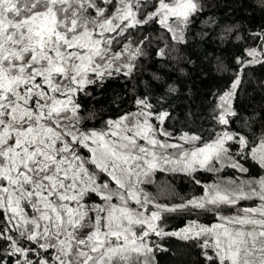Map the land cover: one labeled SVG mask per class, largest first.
I'll return each instance as SVG.
<instances>
[{"label":"snow or ice","instance_id":"1","mask_svg":"<svg viewBox=\"0 0 264 264\" xmlns=\"http://www.w3.org/2000/svg\"><path fill=\"white\" fill-rule=\"evenodd\" d=\"M161 252L264 264V0H0V264Z\"/></svg>","mask_w":264,"mask_h":264},{"label":"trees","instance_id":"2","mask_svg":"<svg viewBox=\"0 0 264 264\" xmlns=\"http://www.w3.org/2000/svg\"><path fill=\"white\" fill-rule=\"evenodd\" d=\"M261 21V17L259 15V13H257L254 17L253 23L257 24ZM195 59V57H194ZM183 79H186V77H184ZM221 82L220 81H208V82H200L199 80H197L195 82V84L193 85V92L197 93V95L194 97L195 101L197 102V109L198 110V102L203 99V95L204 93L210 88H214L216 85H219ZM188 104L187 99L185 98H181L180 100L177 101V108H176V112L174 113V115H179L181 113H183L184 111H186V106ZM179 127V125H177ZM251 163V162H249ZM248 166V165H246ZM252 172L256 173L258 172V168L257 167H252ZM232 174V170L231 169H226L224 175H231ZM198 179H201L203 183H208V182H212V179H214L215 177L213 176V174L211 173H198L196 174ZM158 182H163V183H171L174 187L177 188V190H183V194L184 195H192L196 192L199 191L198 186H196L190 177L187 176H183V175H175V176H171L169 174H158ZM179 221H174L173 222V226L176 224H179ZM182 226V225H181ZM166 247L169 245H165ZM174 248V245H173ZM175 250V249H174ZM158 260H159V264H180L181 261V257L178 256H173L171 253H158ZM194 259V257L192 258Z\"/></svg>","mask_w":264,"mask_h":264},{"label":"rangeland","instance_id":"3","mask_svg":"<svg viewBox=\"0 0 264 264\" xmlns=\"http://www.w3.org/2000/svg\"><path fill=\"white\" fill-rule=\"evenodd\" d=\"M208 183H210V182H208Z\"/></svg>","mask_w":264,"mask_h":264}]
</instances>
